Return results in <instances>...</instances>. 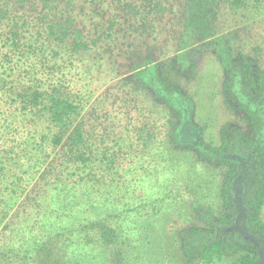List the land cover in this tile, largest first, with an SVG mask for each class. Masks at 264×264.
<instances>
[{"label": "trees", "instance_id": "trees-1", "mask_svg": "<svg viewBox=\"0 0 264 264\" xmlns=\"http://www.w3.org/2000/svg\"><path fill=\"white\" fill-rule=\"evenodd\" d=\"M193 51L212 54L223 106L239 115L218 147L185 91ZM149 148L162 160L139 183L160 178L162 196L183 189L208 210L213 183L199 176L220 177L205 218L216 223L204 239L182 234L183 254L207 263L241 251L232 264H259L264 0H0V264H129L132 207L113 177Z\"/></svg>", "mask_w": 264, "mask_h": 264}, {"label": "rangeland", "instance_id": "rangeland-1", "mask_svg": "<svg viewBox=\"0 0 264 264\" xmlns=\"http://www.w3.org/2000/svg\"><path fill=\"white\" fill-rule=\"evenodd\" d=\"M177 7V2H175ZM176 13V12H175ZM177 26L166 27V32L176 30ZM206 49V48H202ZM192 56H198L197 62V79L194 82H189L185 86V91L193 96L195 104L194 121L199 128L203 130V139L207 145L211 144L213 147H218V136L221 127L231 124L238 120L239 115L230 114L223 106L220 95V80L221 71L218 64L210 52L207 51H193ZM158 150L157 148H154ZM150 151V152H149ZM160 154V151L158 152ZM138 155V156H136ZM133 162H125L118 164V174L114 178V187H116L115 197H120L122 203L120 206L131 204L132 218L130 220L131 226L128 229L129 242H124L121 246L122 254L127 256V263L129 264H232L238 259L242 261V256L239 257L241 251H221V257H214L210 262H204L197 257L185 256L181 248V235L184 233L193 234L196 231H201V235L194 234L192 241H196V236H207L208 228L204 224L213 222L215 220L207 221L209 215L215 216V211L210 210L215 208L217 201V182L220 177H216L215 173H204L199 176L201 181L206 183H213L211 193L207 192L206 197L209 199L210 209H201L196 204L189 202V194L181 189L179 199L173 196H162L163 182L160 178L154 177L144 178L140 181V177L148 175L149 170L154 162H160L162 156H157L155 150L151 148L144 150L142 154L133 153ZM130 156V160L133 158ZM137 157V159H136ZM220 172V171H219ZM128 181L133 182V188H129ZM137 181V186L134 183ZM155 184L157 187H155ZM216 185V187H215ZM125 188L127 191H125ZM185 193V194H183ZM209 195V196H208ZM170 197V198H168ZM169 201L163 205V199ZM162 199V200H161ZM183 200V201H182ZM160 208H153L154 205H159ZM221 203V202H219ZM166 205V206H165ZM244 208V207H243ZM217 207L215 210H219ZM258 214L259 221L264 224V205ZM222 213L224 210H221ZM244 211V210H243ZM122 219V216H121ZM121 219H118L121 223ZM115 222V219H112ZM258 221V223H259ZM248 221L245 229H250ZM221 225V223H219ZM251 230V229H250ZM190 233V234H192ZM186 235V234H185ZM235 241L240 242V238L234 237ZM190 241L193 245L194 242ZM264 242V237L260 238V243ZM230 245L231 238L227 241ZM259 243V244H260ZM262 248L263 245L260 244ZM264 251V249H263ZM244 252V251H243ZM104 260V264L106 263ZM258 262L264 264L258 254Z\"/></svg>", "mask_w": 264, "mask_h": 264}, {"label": "flooded vegetation", "instance_id": "flooded-vegetation-1", "mask_svg": "<svg viewBox=\"0 0 264 264\" xmlns=\"http://www.w3.org/2000/svg\"><path fill=\"white\" fill-rule=\"evenodd\" d=\"M239 211H243V209L239 208ZM233 224H237V222H234ZM242 227H244V226H242ZM236 228H237V229H240V226H239V225H237V227H236ZM243 229H245V227H244Z\"/></svg>", "mask_w": 264, "mask_h": 264}, {"label": "water", "instance_id": "water-1", "mask_svg": "<svg viewBox=\"0 0 264 264\" xmlns=\"http://www.w3.org/2000/svg\"><path fill=\"white\" fill-rule=\"evenodd\" d=\"M261 259L263 260V256H261ZM261 264H263V263L261 262Z\"/></svg>", "mask_w": 264, "mask_h": 264}]
</instances>
